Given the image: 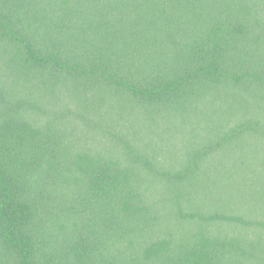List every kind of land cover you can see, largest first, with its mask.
Here are the masks:
<instances>
[{
    "label": "trees",
    "instance_id": "obj_1",
    "mask_svg": "<svg viewBox=\"0 0 264 264\" xmlns=\"http://www.w3.org/2000/svg\"><path fill=\"white\" fill-rule=\"evenodd\" d=\"M0 264H264V0H0Z\"/></svg>",
    "mask_w": 264,
    "mask_h": 264
}]
</instances>
